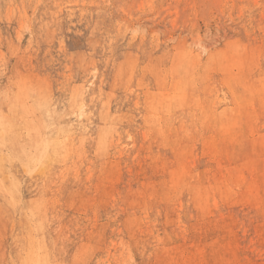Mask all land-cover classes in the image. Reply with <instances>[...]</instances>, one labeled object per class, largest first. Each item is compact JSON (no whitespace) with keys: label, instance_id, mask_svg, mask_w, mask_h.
I'll list each match as a JSON object with an SVG mask.
<instances>
[{"label":"rangeland","instance_id":"374dc122","mask_svg":"<svg viewBox=\"0 0 264 264\" xmlns=\"http://www.w3.org/2000/svg\"><path fill=\"white\" fill-rule=\"evenodd\" d=\"M0 117V264H264V0H0Z\"/></svg>","mask_w":264,"mask_h":264},{"label":"bare ground","instance_id":"6f19581e","mask_svg":"<svg viewBox=\"0 0 264 264\" xmlns=\"http://www.w3.org/2000/svg\"><path fill=\"white\" fill-rule=\"evenodd\" d=\"M21 21H22V20H21ZM235 47H236V46H235ZM191 49H192V48H191ZM233 50H234V48H233ZM242 50H244V49H242ZM181 53H182V52H181ZM176 55H177V54H176ZM176 55H175V56H176ZM181 57H182V56H181ZM181 57H180V59H181ZM176 59H177V57H176ZM176 59H175V61H177L179 58H178L177 60H176ZM194 59H195V58H194ZM221 59H222V57H221ZM171 60H172V59H171ZM172 61H173V60H172ZM175 61H174V62H175ZM194 61H195V60H194ZM108 62H109V61H108ZM152 62H153V61H152ZM259 63H260V62H259ZM173 64H174V63H173ZM175 64H176V62H175ZM178 65H179V64H178ZM171 66H172V65H171ZM198 67H199V66H198ZM200 67H201V66H200ZM253 67H254V66H253ZM232 68H233V67H232ZM26 70H27V69H26ZM32 70H33V69H32ZM220 71H221V70H220ZM35 75H36V74H35ZM26 78H27V77H26ZM197 78H198V77H197ZM36 79H38V78H36ZM42 79H43V78H42ZM205 79H206V78H205ZM208 79H209V77H208ZM167 80H168V79H167ZM220 80H221V79H220ZM199 81H200V80H199ZM224 81H225V80H224ZM41 82H42V80H41ZM45 82H46V81H45ZM196 83H197V82H196ZM199 84H200V83H199ZM197 85H198V83H197ZM210 85H211V84H210ZM62 87H63V86H62ZM114 87H116V86H114ZM197 88H198V86H197ZM212 88H213V87H212ZM24 89H25V88H24ZM68 89H69V88H68ZM188 89H189V88H188ZM209 89H210V88H209ZM230 89H231V88H230ZM81 90H82V89H80V90L78 89V92H77L78 95L80 94ZM205 90H206V89H205ZM244 90H245V89H244ZM196 91H197V90H196ZM203 91H204V90H203ZM207 91H208V90H207ZM211 91H212V90H211ZM231 91H232V90H231ZM186 92H187V90H186ZM208 92H209V91H208ZM13 93H14V92H13ZM24 93H25V92H24ZM164 93H165V92H164ZM192 93H193V92H192ZM245 94H246V92H245ZM191 95L193 96V94H191ZM25 96H26V95H25ZM189 96H190V95H189ZM192 96H191V97H192ZM6 97H7V96H6ZM26 97H27V96H26ZM93 97H94V96H93ZM158 97H159V96H158ZM193 97H194V96H193ZM75 98H76V97H75ZM216 98H217V97H216ZM191 99H192V98H191ZM51 100H52V99H51ZM210 100H211V99H210ZM187 101H189V100H187ZM211 101H212V100H211ZM211 101H210V102H211ZM88 104H89V103H88ZM190 104H191V103H190ZM190 104H189V105H190ZM256 104H257V103H256ZM60 105H61V104H60ZM156 105H158V103H157ZM3 107H4V106H3ZM169 107H170V106H169ZM186 107H187V106H186ZM196 107H198V105H197ZM201 107H202V106H201ZM48 108H49V107H48ZM81 108H82V107H81ZM2 109H5V108H2ZM168 109L170 110V108H168ZM4 111H5V110H4ZM53 111H54V110H53ZM152 111H153V110H152ZM54 113H55V112H54ZM59 113H60V112H59ZM168 113H169V111H168ZM197 113H198V112H197ZM7 114H8V113H7ZM9 114H10V113H9ZM35 114H36V113H35ZM70 114H71V113H70ZM70 114H68V115H70ZM79 114H80V113H79ZM57 115H59V114H57ZM57 115H55V116L57 117ZM169 115H170V114H169ZM7 116L9 117V115H7ZM170 116H171V115H170ZM184 116H185V115H184ZM252 116H253V115H252ZM5 117H6V116H5ZM23 117H24V116H23ZM28 117H29V116H28ZM56 117H55V118H56ZM191 117H192V116H191ZM253 117H254V116H253ZM255 117H256V116H255ZM0 118H1V117H0ZM57 118H58V117H57ZM71 118H72V117H71ZM166 118H167V117H166ZM183 118H184V117H183ZM194 118H195V117H194ZM9 119H10V118H9ZM14 119H15V118H14ZM172 119H173V118H172ZM258 119H259V118H258ZM260 119H261V118H260ZM64 120H65V119H64ZM163 120H164V119H163ZM26 121H27V120H26ZM167 121H168V120H167ZM167 121H165V122H167ZM171 121H172V120H171ZM179 121H180V120H179ZM4 122L6 123L7 121H4ZM4 122H2V123H4ZM50 122H51V121H50ZM89 122H90V121H89ZM193 122L195 123V121H193ZM18 123H19V122H18ZM28 123H29V122H28ZM31 123H32V122H31ZM71 123H72V122H71ZM170 123H172V122H170ZM194 123H193V124H194ZM259 123H260V122H259ZM6 124H7V123H6ZM74 124H75V123H74ZM164 124H165V123H164ZM166 124H168V122H167ZM187 124H188V123H187ZM17 125H18V124H17ZM68 125H69V124H68ZM71 125H72V124H71ZM146 125H148V124H146ZM168 125H169V124H168ZM170 125H171V124H170ZM184 125H185V124H184ZM190 125H191V123H190ZM256 125H257V124H256ZM4 126H5V124H4ZM55 126H56V125H55ZM62 126H64V125H62ZM144 126H145V125H144ZM148 126H150V125H148ZM165 126H166V125H165ZM193 126H194V125H193ZM208 126H209V125H208ZM0 127H1V125H0ZM16 127H17V126H16ZM236 127H237V126H236ZM249 127H250V125H249ZM8 128H9L8 126H7V128H6V126H5V129L9 130L10 128H9V129H8ZM66 128L68 129V131H70V130H69L70 128H68V127H66ZM115 128H116V127H115ZM186 128H187V127H186ZM186 128H184V129H186ZM5 129H4V131H5ZM55 129H57V128H55ZM59 129H60V126H59ZM194 129H195V128H194ZM206 129H207V128H206ZM246 129H248V128H246ZM246 129H245V130H246ZM0 130H2V129H0ZM45 130H46V129H45ZM86 130H87V129H86ZM211 130H212V129H211ZM236 130H237V128H236ZM249 130H250V128H249ZM254 130H255V129H254ZM260 130H261V129H260ZM10 131H11V130H10ZM180 131H181V130H180ZM188 131H189V130H188ZM195 131H197V130H195ZM199 131H200V130H199ZM209 131H210V130H209ZM0 132H1V131H0ZM2 132H3V131H2ZM12 132L14 133V131H12ZM23 132H24V131H23ZM30 132H31V131H30ZM86 132H87V131H86ZM182 132H183V130H182ZM184 132H186V130H185ZM248 132H249V131H248ZM15 133H16V132H15ZM62 133H63V132H62ZM152 133H153V132H152ZM186 133H187V132H186ZM193 133H194V132H193ZM253 133H254V132H253ZM255 133H256V132H255ZM28 134H29V133H28ZM149 134H150V133H149ZM189 134H190V133H189ZM263 134H264V133H263ZM5 135H6V134H5ZM32 135H33V134H32ZM75 135H76V134H75ZM187 135H188V133H187ZM198 135H199V134H198ZM237 135H238V134H237ZM23 136H24V135H23ZM40 136H41V135H40ZM190 136H191V135H190ZM199 136H201V135H199ZM82 137H83V136H82ZM174 137H175V136H174ZM180 137H181V135H180ZM197 137H198V136H197ZM16 138H17V137H16ZM182 138H183V137H182ZM187 138H188V136H187ZM24 139H25V138H24ZM177 139H178V138H177ZM190 139H191V138H190ZM193 139H194V138H192V140H193ZM199 139H200V137H199ZM0 140H1V139H0ZM18 140H19V139H18ZM22 140H23V139H22ZM59 140H60V139H59ZM62 140H63V139H62ZM77 140H78V139H77ZM182 140H183V139H182ZM192 140H191V141H192ZM257 140H258V139H257ZM1 141H2V140H1ZM55 141H56V140H55ZM60 141H61V140H60ZM60 141H59V142H60ZM151 141H152V140H151ZM189 141H190V140H189ZM56 142H57V141H56ZM56 142H54V143L56 144ZM63 142H65V141H63ZM77 142H78V141H77ZM177 142H178V141H177ZM177 142H176V143H177ZM223 142H225V141H223ZM223 142H222V143H223ZM247 142H248V141H247ZM3 143H4V142H3ZM3 143L1 142L0 144H3ZM158 143H159V141H158ZM176 143H175V144H176ZM220 143H221V142H220ZM245 143H246V142H245ZM61 144H62V143H61ZM61 144H60V145H61ZM163 144L166 145V143H163ZM216 144H217V143H216ZM235 144H236V143H235ZM246 144H247V143H246ZM46 145H47V142L43 143V145H42L43 148H44V150H46ZM57 145H58V144H57ZM224 145H225V144H224ZM2 146H3V145H0V149H1ZM53 146H54V148L57 147V146L55 147V145H53ZM74 146H75V145H74ZM235 146H236V145H235ZM242 146H243V145H242ZM244 146H245V145H244ZM245 147H246V146H245ZM3 148H4V147H3ZM6 148H7V147H6ZM26 148H27V147H26ZM57 148H59V145H58ZM73 148H74V147H73ZM242 148H243V147H242ZM252 148H253V147H252ZM70 149H71V148H70ZM192 149H193V147H192ZM195 149H196V148H195ZM245 149H246V148H245ZM245 149H244V150H245ZM256 149H257V148H256ZM3 150H4V149H3ZM7 150H8V149H7ZM25 150H26V149H25ZM31 150H32V149H31ZM58 150H59V149H58ZM234 150H235V149H234ZM252 150H253V149H252ZM257 150H258V149H257ZM65 151H66V150H65ZM73 151H74V150H73ZM208 151H209V150H208ZM208 151H207V152H208ZM235 151H236V150H235ZM4 152H5V150H4ZM6 152H7V151H6ZM6 152H5V154H6ZM63 152H64V151H63ZM1 153H2V152H1ZM1 153H0V154H1ZM50 153H51V152H50ZM50 153H49V154H50ZM67 153H68V150H67ZM69 153H71V152H69ZM73 153H74V152H73ZM191 153H192V151H191ZM191 153H190V154H191ZM196 153H197V152H196ZM238 153H239V152H238ZM238 153H237V154H238ZM246 153H247V151H246ZM252 153H253V152H252ZM5 154H4V155H5ZM62 154H64V153H62ZM220 154H221V153H220ZM224 154H225V153H224ZM240 154H241V153H240ZM52 155H53V153H52ZM56 155H57V154H56ZM56 155H55V156H56ZM60 155H61V154H60ZM215 155H216V154H215ZM232 155L234 156L233 152H232ZM252 155H253V154H252ZM258 155H259V154H258ZM22 156H23V154H22ZM48 156H49V155H48ZM58 156H59V155H58ZM206 156H207V155H206ZM218 156H219V155H218ZM259 156H261V154H260ZM52 157H53V156H52ZM60 157H61V156H60ZM60 157H59V158H60ZM64 157H65V154H64ZM64 157L62 158V161H63V159H65ZM66 157H67V156H66ZM74 157H75V156H74ZM191 157H192V155H191ZM196 157H197V156H196ZM223 157H227V156L224 155ZM38 158H39V157H38ZM208 158H209V157H208ZM215 158H216V157H215ZM217 158H218V157H217ZM219 158H220V157H219ZM227 158H228V157H227ZM230 158H231V157H230ZM232 158H234V157H232ZM232 158H231V159H232ZM56 159H57V158H56ZM231 159H230V160H231ZM236 159H237V158H236ZM236 159H235V160H236ZM241 159H242V157H241ZM243 159H244V158H243ZM51 160H52V159H51ZM168 160H169V159H168ZM207 160H208V159H207ZM222 160H223V159H222ZM227 160H228V159H227ZM259 160L262 161V159H259ZM259 160H258V161H259ZM210 161H212V158H211ZM219 161H220V160H219ZM228 161H229V160H228ZM7 162H8V161H7ZM39 162H40V161H39ZM57 162H58V161H57ZM63 162H64V161H63ZM70 162H71V160H70ZM262 162H263V161H262ZM3 163H4V162H3ZM60 163H61V162H60ZM87 163H88V162H87ZM173 163H174V161H173ZM215 163H216V162H215ZM258 163H259V162H258ZM174 164H175V163H174ZM219 164H220V163H219ZM219 164H218V165H219ZM238 164H239V163H238ZM238 164H237V165H238ZM244 164H245V162H244ZM251 164H252V163H251ZM262 164H263V163H262ZM262 164H261V165H262ZM8 165H9V164L7 163V166H8ZM14 165H15V164H14ZM86 165H87V164H86ZM189 165H190V164H189ZM255 165H256V164H255ZM257 165H259V164H257ZM257 165H256V166H257ZM100 166H101V165H100ZM173 166H174V165H173ZM251 166H252V165H251ZM61 167H62V166H61ZM63 167H64V166H63ZM150 167H151V166H150ZM161 167H162V166H161ZM170 167H172V166H170ZM170 167H168V168H170ZM192 167H193V166H192ZM210 167H211V165H210ZM2 168H4V167H2ZM40 168H41V170H42V167H40ZM216 168H218V167H216ZM14 169H15V168H14ZM60 169H61V168H60ZM60 169H59V170H60ZM207 169H208V168H207ZM255 169H256V168H255ZM257 169H259V168H257ZM260 169H261V167H260ZM260 169H259V170H260ZM9 170H10V169H9ZM41 170L39 169V171H41ZM48 170H49V169H48ZM50 170H52V168H50ZM205 170H206V169H205ZM54 171H55V170H54ZM212 171H213V170H212ZM215 171L217 172L218 170H215ZM9 172H10V171H9ZM28 172H29V171H28ZM37 172H38V171H37ZM51 172H52V171H51ZM210 172H211V171H210ZM216 172H215V173H216ZM218 172H219V171H218ZM39 173H40V172H39ZM87 173H88V172H87ZM195 173H196V172H195ZM197 173H198V172H197ZM203 173H204V171H203ZM213 173H214V172H213ZM215 173H214V174H215ZM9 174H10V173H9ZM33 174H34V173H33ZM41 174H42V175L44 174L43 171L41 172ZM47 174H48V173H47ZM50 174H51V173H50ZM90 174H91V173H90ZM192 174H193V173H192ZM239 174H240V173H239ZM244 174H245V173H244ZM13 175H15V174H13ZM22 175H23V174H22ZM39 175H40V174H39ZM219 175H220V174H219ZM242 175H243V174H242ZM3 176H4V175H3ZM162 176H163V174H162ZM198 176H199V175H198ZM204 176H205V175H204ZM255 176L258 177V175H255ZM9 177H10V176H9ZM25 177H26V175H25ZM40 177H41V176H40ZM165 177H167V176L165 175ZM186 177H187V176H186ZM192 177H193V176H192ZM194 177H195V176H194ZM200 177H201V176H200ZM219 177H220V176H219ZM221 177H222V175H221ZM241 177H242V176H241ZM243 177H244V176H243ZM246 177H247V176H246ZM261 177H262V176H261ZM3 178H4V177H3ZM205 178H206V177H205ZM247 178H248V177H247ZM252 178H253V177H252ZM5 179H6V178H5ZM12 179H13V178H12ZM45 179H46V178H45ZM57 179H58V178H57ZM195 179H196V178H195ZM197 179H198V178H197ZM206 179H207V178H206ZM217 179H218V177L216 178V180H217ZM244 179H245V178H244ZM244 179H243V181H244ZM259 179H260V177H259ZM7 180H8V179H7ZM42 180H43V179H42ZM54 180H55V179H54ZM213 180H214V179H213ZM9 181H10V180H9ZM13 181H14V180H13ZM43 181H44V180H43ZM43 181H42V182H43ZM219 181H220V180H219ZM219 181H218V182H219ZM222 181H223V179H222ZM54 182H55V181H53V183H54ZM170 182H171V181H170ZM180 182H181V183H184L183 181H180ZM188 182H189V181H188ZM199 182H200V181H199ZM215 182H216V181H215ZM260 182H261V181H260ZM11 183H12V182H11ZM48 183H49V181H48ZM19 184H20V183H19ZM19 184H18V185H19ZM41 184H42V183H41ZM50 184H51V183H50ZM197 184H198V183H197ZM206 184H207V183H206ZM244 184H245V183H244ZM246 184H247V183H246ZM47 185H48V184H47ZM51 185H53V184H51ZM171 185H172V184H171ZM231 185H232V184H231ZM248 185H249V187H248V191L250 192V195H251V196H250V195H248V196L253 197L252 199L255 200L257 203H260V204L263 206V208H264V183H263V182H262V183H259V182H257V180L255 179V181H252V180H251V182H250ZM19 186H20V185H19ZM40 186H41V185H40ZM174 186H175V184H174ZM183 186H184V185H183ZM216 186H217V185H216ZM229 186H230V185H229ZM229 186H228V187H229ZM232 186H233V185H232ZM207 187H208V186H207ZM243 187H244V186H243ZM245 187H246V186H245ZM14 188H15V187H14ZM20 188H21V187H20ZM48 188H49V187H48ZM162 188H163V187H162ZM169 188H170V186H169ZM169 188H168V189H169ZM181 188H182V187H181ZM187 188H188V187H187ZM39 189H40V188L38 187V190H39ZM46 189H47V188H46ZM153 189H154V188H153ZM230 189H231V187H230ZM230 189H229V190H230ZM238 189H239V188H238ZM40 190H41V189H40ZM59 190H60V189H59ZM188 190H189V189H188ZM220 190H221V188H220ZM233 190H234V189H233ZM50 191H51V190H50ZM175 191H176V190H175ZM176 192H177V191H176ZM232 192H233V191H232ZM40 193H41V192H40ZM40 193H39V194H40ZM170 193H171V192H170ZM217 193H218V189H217ZM222 193H223V191H222ZM39 194H38V195H39ZM45 194H46V191H45ZM53 194H54V193H53ZM214 194H215V193H214ZM235 194H236V193H235ZM235 194H234V195H235ZM38 195H37V196H38ZM179 195H180V194H179ZM179 195H178V196H179ZM229 195H230V194H229ZM142 196H144V195H142ZM151 196H152V195H151ZM151 196H150V197H151ZM208 196H209V195H208ZM221 196H222V195H221ZM112 197H113V196H112ZM167 197H168V196H167ZM179 197H180V196H179ZM233 197H234V196H233ZM37 198H38V197H37ZM37 198L35 197V199H37ZM104 198H108V197H105V196H104ZM139 198H140V197H139ZM139 198H138V199H139ZM22 199H23V198H22ZM54 199H56V198H54ZM90 199H91V198H90ZM110 199H111V198H110ZM113 199H114V198H113ZM250 199H251V198H250ZM33 200H34V199H33ZM33 200H31L30 203H31ZM47 200H48V198H47ZM56 200H57V199H56ZM105 200H106V199H105ZM149 200H150V199H149ZM36 201H38V199H37ZM90 201H91V200H90ZM106 201H107V200H106ZM25 202H26V201H25ZM39 202H41V201H39ZM221 202H222V201H221ZM225 202H227V201H225ZM225 202H224V203H225ZM47 203H48V202H47ZM47 203H46V205H47ZM170 203H171V202H170ZM175 203H176V202H175ZM180 204H181V203H180ZM250 204H251V203H250ZM19 205H20V202H19ZM56 205H57V204H56ZM187 205H188V204H187ZM210 205H211V204H210ZM21 206H22V204H21ZM35 206H36V205H35ZM47 206H48V205H47ZM50 206H51V205H50ZM140 206H141V205H140ZM170 206H171V205H170ZM175 206H176V205H175ZM212 206H213V205H212ZM254 206H255V205H254ZM48 207H49V206H48ZM51 207H52V206H51ZM51 207H50V208H51ZM90 207H91V205H90ZM90 207H89V209H91ZM143 207H145V206H143ZM168 207H169V206H168ZM27 208H28V207H27ZM39 208H41V207L39 206ZM54 208H55V207H54ZM146 208H147V207H146ZM172 208H173V207H172ZM172 208H171V209H172ZM175 208H176V207H175ZM180 208H181V207H180ZM221 208H223V207H221ZM261 208H262V207H261ZM18 209H19V208H18ZM102 209H103V208H102ZM144 209H145V208H144ZM166 209H167V208H166ZM171 209H170V210H171ZM176 209L179 210L178 208H176ZM11 210H12V209H11ZM15 210H17V209H15ZM259 210H260V209H259ZM261 210H262V209H261ZM17 211H18V210H17ZM25 211H27V210H25ZM89 211H90V210H89ZM91 211H93V210H91ZM98 211H99V210H98ZM146 211H147V210H146ZM168 211H169V210H168ZM173 211H175V210L172 209V212H173ZM214 211H215V209H214ZM214 211H213V212H214ZM217 211H218V210H217ZM21 212H22V211H21ZM35 212H36V210H35ZM170 212H171V211H170ZM225 212H226V211H225ZM225 212H224V213H225ZM263 212H264V211H263ZM24 213H26V212H24ZM210 213H211V212H210ZM227 213H228V212H227ZM12 214H13V213H12ZM18 214H19V213H18ZM21 214H22V213H21ZM95 214H96V213H95ZM168 214H169V213H168ZM175 214H177V213H175ZM212 214H213V213H212ZM220 214H221V213H220ZM220 214H219V215H220ZM232 214H233V213H232ZM261 214H262V213H261ZM22 215H23V214H22ZM192 215H193V214H192ZM221 215H223V214H221ZM225 215H226V214H225ZM12 216H13V215H12ZM50 216H51V215H50ZM140 216H141V215H140ZM208 216H209V215H208ZM227 216H228V215H227ZM26 217H27V216H26ZM26 217H25V219H26ZM131 217H132V216H130V218H131ZM134 217H135V216H133V218H134ZM178 217H179V216H178ZM206 217H207V216H206ZM209 217H210V216H209ZM220 217H221V216H220ZM18 218H19V217H18ZM37 218H38V217H37ZM51 218H52V217H51ZM51 218H49V219H51ZM155 218H156V217H155ZM207 218H208V217H207ZM213 218H214V217H213ZM213 218H212V219H213ZM230 218H231V215H230ZM19 219H20V218H19ZM23 219H24V218H23ZM25 219H24V220H25ZM94 219H95V218H94ZM94 219H93V220H94ZM170 219H171V218H170ZM175 219H176V217H175ZM175 219H174V220H175ZM202 219H203V218H202ZM212 219H209V221L212 220ZM220 219H222V217H221ZM256 219H257V218H256ZM27 220H28V219H27ZM46 220H47V219H46ZM178 220H179V219H178ZM178 220H177V221H178ZM213 220H214V219H213ZM257 220L259 221L260 219H257ZM5 221H6V220H5ZM25 221H26V220H25ZM37 221H38V219H37ZM144 221H145V220H144ZM148 221H149V220H148ZM224 221H225V220H224ZM233 221H235V220H233ZM233 221H232V222H233ZM236 221H237V220H236ZM31 222H32V221L30 220V223H31ZM169 222H171V220H169ZM178 222H179V221H178ZM202 222H203V221H202ZM229 222H231V221L229 220ZM27 223H28V222H27ZM173 223H174V222H173ZM196 223H197V222H195V226H196ZM215 223H216V222H215ZM222 223H223V222H222ZM12 224H13V223H12ZM19 224H20V223H19ZM28 224H29V223H28ZM40 224H41V223H40ZM45 224H46V223H45ZM48 224H50V223H48ZM48 224H47V225H48ZM142 224H143V222H142ZM147 224H149V223H147ZM210 224H211V223H210ZM210 224H209V225H210ZM235 224H238V223H235ZM14 225H15V224H14ZM132 225H133V224H132ZM184 225H185V224H184ZM191 225H192V224H191ZM214 225H215V224H214ZM216 225L218 226V223H217ZM219 225H221V224H219ZM225 225H226V224H225ZM26 226H27V224H26ZM26 226H25V227H26ZM41 226H42V225H41ZM177 226H178V225H177ZM185 226H186V225H185ZM202 226H203V225H202ZM23 227H24V226H23ZM31 227H32V226H31ZM47 227H48V226H47ZM61 227H62V226H61ZM92 227H93V226H92ZM148 227H149V226H148ZM179 227H180V226H179ZM198 227H199V226H198ZM255 227H256V226H255ZM10 228H11V227H10ZM28 228H29V227H28ZM59 228H60V226H59ZM63 228H64V226H63ZM63 228H62V229H63ZM99 228H100V227H99ZM140 228H141V227H140ZM209 228H210V227H209ZM261 228H262V227H261ZM6 229H7V228H6ZM35 229H36V228H35ZM60 229H61V228H60ZM62 229H61V230H62ZM111 229H112V228H111ZM134 229H135V228H134ZM145 229H146V228H145ZM150 229H151V228H150ZM210 229H211V228H210ZM219 229H220V228H219V226H218V230H219ZM240 229H241V228H240ZM243 229H244V228H243ZM253 229H254V228H253ZM262 229H263V228H262ZM1 230H2V229H1ZM32 230H33V229H32ZM54 230H55V229H54ZM54 230H53V232H54ZM57 230H58V229H57ZM64 230H65V229H64ZM137 230H138V229H137ZM146 230H147V229H146ZM148 230H149V229H148ZM186 230H187V228H186ZM194 230H195V229H194ZM202 230H205V229H202ZM202 230H200V231H202ZM222 230H224V229H222ZM6 231H7V230H6ZM30 231H31V230H30ZM58 231H59V230H58ZM90 231H91V229H90ZM99 231H100V230H99ZM140 231H141V230H140ZM179 231H180V230H179ZM212 231H213V230H212ZM239 231H240V230H239ZM256 231H257V230H256ZM258 231H259V230H258ZM36 232H37V230H36ZM36 232H35V233H36ZM55 232H57V231L55 230ZM59 232H60V231H59ZM145 232H146V231H145ZM152 232H153V231H152ZM188 232H189V231H188ZM202 232H203V231H202ZM222 232H224V231H222ZM254 232H255V229H254ZM3 233H4V232H3ZM47 233H48V231H47ZM49 233H51V232H49ZM135 233H137V232H135ZM147 233H148V232H147ZM147 233H145V234H147ZM212 233H214V232H212ZM234 233H235V232H234ZM234 233H233V234H234ZM26 234H27V233H26ZM28 234H29V233H28ZM31 234H32V233H31ZM33 234H34V233H33ZM45 234H46V233H45ZM60 234H61V233H59V236H62V235H60ZM90 234H91V232H90ZM98 234H99V233H98ZM148 234H149V233H148ZM157 234H158V233H157ZM208 234H209V233H208ZM225 234H226V233H225ZM236 234H237V232H236ZM241 234H242V233H241ZM46 235L48 236V234H46ZM87 235H88V234H87ZM92 235H93V234H92ZM92 235H91V236H92ZM149 235H150V234H149ZM151 235H152V234H151ZM245 235H246V234H245ZM25 236H26V235H25ZM56 236L58 237V235H56ZM158 236H159V235H158ZM200 236L202 237V235H200ZM203 236H204V235H203ZM208 236H209V235H208ZM208 236H206V237H208ZM258 236H259V235H258ZM21 237H22V235H21ZM36 237H37V236H36ZM36 237H34V241L32 240L31 249H30V251H29V259H30V262H31L32 264H41V263H42L41 260H44V257L41 256L40 253H39V251H38L39 246L37 245L38 242H37V243L35 242L36 240H38ZM50 237H51V236H50ZM50 237H49V238H50ZM66 237H67V236H66ZM86 237H87V236H86ZM154 237H155V236H154ZM181 237H182V236H181ZM259 237H260V236H259ZM35 238H36V240H35ZM62 238H63V237H62ZM90 238H91V237H90ZM138 238H139V237H138ZM157 238H158V237H157ZM184 238H185V237H184ZM216 238H217V237H216ZM227 238H228V237H227ZM17 239H18V237H17ZM17 239H16V240H17ZM46 239H47V238H46ZM46 239H45V240H46ZM51 239H52V238H51ZM64 239H65V238H63V239H61V240L65 241ZM129 239H130V238H129ZM133 239H134V238H133ZM159 239H160V238H159ZM205 239H206V238H205ZM209 239H210V238H209ZM229 239H230V238H228V240H229ZM12 240H13V238H12ZM14 240H15V238H14ZM66 240H67V239H66ZM87 240H88V239H87ZM155 240H156V239H155ZM184 240H185V239H184ZM216 240H217V239H216ZM255 240H256V239H255ZM23 241H24V240H23ZM30 241H31V240H30ZM38 241H40V240H38ZM46 241H47V240H46ZM52 241H53V240H52ZM88 241H89V240H88ZM129 241H130V240H129ZM131 241H132V240H131ZM131 241H130V243H131ZM153 241H154V240H153ZM153 241H151V242H153ZM198 241H199V240H198ZM200 241H201V240H200ZM200 241H199V242H200ZM220 241H222V240H220ZM233 241H234V240H233ZM249 241H250V240H249ZM14 242H15V241H14ZM40 242H41V241H40ZM57 242H58V241H57ZM60 242H61V241H60ZM231 242H232V241H231ZM17 243H20V242H17ZM30 243H31V242H30ZM45 243H46V242H45ZM52 243H53V242H52ZM66 243H67V242H66ZM132 243H133V242H132ZM212 243H213V242H212ZM59 244H60V243H59ZM133 244H134V243H133ZM180 244H181V243H180ZM183 244H184V241H183ZM224 244H225V243H224ZM230 244H231V243H230ZM239 244H240V243H239ZM12 245H13V244H12ZM47 245H48V244H47ZM153 245H154V244H153ZM200 245H201V244H200ZM200 245H199V246H200ZM214 245H215V244H214ZM226 245H227V244H226ZM253 245H254V244H253ZM262 245L264 246V244H261V246H262ZM15 246H16V244H15ZM62 246H63V245H62ZM64 246H65V245H64ZM127 246H128V244H127ZM189 246H190V245H189ZM196 246H197V245H196ZM196 246H195V247H196ZM208 246H209V245H208ZM208 246H206V247H208ZM22 247H23V246H22ZM58 247L60 248V246H58ZM123 247H124V246H123ZM145 247H146V246H145ZM157 247H158V246H157ZM219 247H220V246H219ZM231 247H232V246H231ZM241 247H242V246H241ZM15 248H16V247H15ZM20 248H21V247H20ZM48 248H49V247H48ZM50 248H51V247H50ZM52 248H53V245H52ZM70 248H71V247H70ZM129 248H130V247H129ZM129 248H128V249H129ZM132 248H134V247H132ZM191 248H192V247H191ZM212 248H213V249H212V252H213L214 247H212ZM242 248H243V247H242ZM253 248H254V247H253ZM1 249H2V248H1ZM7 249H8V248H7ZM12 249H13V248H12ZM22 249H23V248H22ZM60 249H62V247H61ZM123 249H124V248H123ZM139 249H140V248H139ZM172 249H173V248H172ZM182 249H183V248H182ZM209 249H210V248H209ZM227 249H228V248H227ZM229 249H230V248H229ZM229 249H228V250H229ZM247 249H248V248H247ZM19 250H20V249H19ZM137 250H138V249H137ZM168 250H169V248H168ZM204 250H205V249H204ZM215 250H216V249H215ZM215 250H214V251H215ZM218 250H219V249H218ZM218 250H217V252L220 251V250H219V251H218ZM221 250H222V249H221ZM228 250H227V251H228ZM230 250H232V248H231ZM242 250H243V249H242ZM244 250H245V249H244ZM5 251H6V250H5ZM40 251H41V250H40ZM67 251H68V250H67ZM122 251H123V250H122ZM122 251H121V252H122ZM125 251H126V250H125ZM125 251H123V252L125 253ZM129 251H130V250H129ZM154 251H155V250H154ZM171 251H172V250H171ZM180 251H181V250H180ZM205 251H207V249H206ZM252 251H253V250H252ZM257 251H258V250H257ZM57 252H58V251H57ZM59 252H60V251H59ZM156 252H157V251H156ZM156 252H155V253H156ZM183 252H184V251H183ZM210 252H211V251H210ZM229 252H230V251H229ZM6 253H7V252H6ZM144 253H145V252H144ZM171 253H172V252H171ZM175 253H176V252H175ZM186 253H187V252H186ZM195 253H196V252H195ZM200 253H201V251H200ZM205 253H206V252H205ZM207 253H209V252H207ZM221 253L223 254V251H222ZM226 253H227V252H226ZM233 253H235V251H234ZM263 253H264V252H263ZM263 253H262V254H263ZM16 254H17V253H16ZM64 254H65V252H64ZM132 254H133V253H132ZM169 254H170V253H169ZM180 254H181V253H180ZM215 254H217V253H215ZM227 254H228V253H227ZM231 254H232V253H231ZM236 254H237V253H236ZM249 254H250V253H249ZM260 254H261V253H260ZM4 255H5V254H4ZM17 255H18V254H17ZM51 255H53V254H51ZM58 255H59V254H58ZM120 255H121V254H120ZM142 255H143V254H142ZM160 255H163V254H160ZM171 255H172V254H171ZM176 255H177V253H176ZM203 255H204V254H203ZM211 255H212V254H211ZM211 255H209V256H211ZM234 255H235V254H234ZM0 256H1V255H0ZM8 256H9V255H8ZM10 256H12V255H10ZM130 256H132V255H130ZM206 256H207V255H206ZM223 256H224V255H223ZM227 256H229V255H227ZM238 256H239V255H238ZM243 256H244V255H243ZM253 256H254V255H253ZM18 257H19V256H18ZM54 257H55V255H54ZM170 257H171V256H170ZM172 257H173V255H172ZM198 257H199V256H198ZM230 257H231V256H230ZM247 257H248V256H247ZM73 258H74V257H73ZM113 258H114V257H113ZM117 258H118V257H117ZM122 258H123V257H122ZM122 258H121V260L119 259L121 262H122ZM127 258H128V257H126V259H127ZM164 258H166V254H165V257H164ZM180 258H182V257H180ZM209 258H210V257H209ZM211 258H212V257H211ZM224 258H226V257H224ZM224 258H223V260H224ZM227 258H228V257H227ZM250 258H251V256H250ZM255 258H256V257H255ZM8 259H9V258H8ZM17 259H18V258H17ZM136 259H137V258H136ZM147 259H149V258H147ZM161 259H162V257H161ZM200 259H202V257H201ZM228 259H230V258H228ZM253 259H254V258H253ZM253 259H252V260H253ZM261 259H262V258H261ZM67 260H68V259H67ZM89 260H90V259H89ZM127 260H128V259H127ZM141 260H142V259H141ZM167 260H168V259H167ZM226 260H227V259H226ZM255 260H256V259H255ZM198 261H199V259H198ZM205 261H206V260H205ZM235 261H236V260H233V263H234ZM258 261H259V260H258ZM6 262H7V261H6ZM98 262H99V261H98ZM102 262H103V261H102ZM124 262H125V260H124ZM124 262H122V263H124ZM203 262H204V261H203ZM231 262H232V259H231ZM69 263H70V262H69ZM87 263H88V262H87ZM161 263H162V262H161ZM198 263L200 264V262H198ZM208 263H209V261H208ZM208 263H207V264H208ZM212 263H213V262H212ZM229 263H230V262H229ZM251 263H252V262H251ZM253 263H254V262H253ZM258 263H259V262H258ZM82 264H83V263H82ZM159 264H160V263H159ZM209 264H210V263H209ZM221 264H222V263H221ZM239 264H240V262H239Z\"/></svg>","mask_w":264,"mask_h":264}]
</instances>
